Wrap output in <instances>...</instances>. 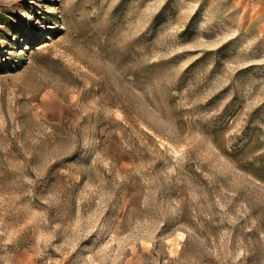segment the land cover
Listing matches in <instances>:
<instances>
[{
    "label": "rangeland",
    "instance_id": "1",
    "mask_svg": "<svg viewBox=\"0 0 264 264\" xmlns=\"http://www.w3.org/2000/svg\"><path fill=\"white\" fill-rule=\"evenodd\" d=\"M0 264H264V0H0Z\"/></svg>",
    "mask_w": 264,
    "mask_h": 264
}]
</instances>
